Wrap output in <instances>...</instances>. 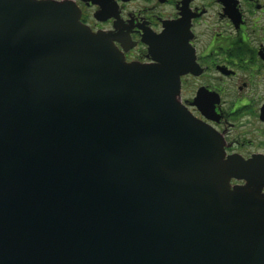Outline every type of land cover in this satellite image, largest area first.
Returning a JSON list of instances; mask_svg holds the SVG:
<instances>
[{"label": "water", "instance_id": "1", "mask_svg": "<svg viewBox=\"0 0 264 264\" xmlns=\"http://www.w3.org/2000/svg\"><path fill=\"white\" fill-rule=\"evenodd\" d=\"M172 34L127 62L69 2L0 0V264H264V172L180 102Z\"/></svg>", "mask_w": 264, "mask_h": 264}, {"label": "flooded vegetation", "instance_id": "2", "mask_svg": "<svg viewBox=\"0 0 264 264\" xmlns=\"http://www.w3.org/2000/svg\"><path fill=\"white\" fill-rule=\"evenodd\" d=\"M54 1L73 4L92 31L111 35L127 62H157L150 48L169 25L174 39L183 35L193 56L180 102L218 133L225 159L264 172V0ZM247 184L231 179L232 188ZM255 187L264 194V183Z\"/></svg>", "mask_w": 264, "mask_h": 264}]
</instances>
